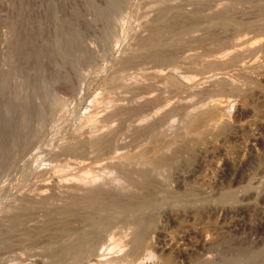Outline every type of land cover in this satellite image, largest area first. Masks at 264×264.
<instances>
[{
    "label": "rangeland",
    "instance_id": "1",
    "mask_svg": "<svg viewBox=\"0 0 264 264\" xmlns=\"http://www.w3.org/2000/svg\"><path fill=\"white\" fill-rule=\"evenodd\" d=\"M199 1L200 0H161L160 2L157 0H0V137L3 134V137L0 139H10V136H12L11 139L19 138L21 143H24V140L27 139L29 144L26 150L27 153H24L23 157L20 155L16 157L15 162L13 161L10 165L7 164L9 160H5V157L3 158L7 162H5L3 158L0 159V219L2 218L1 221H3L4 218L5 221L3 224L2 222L0 223V264H49L51 261L53 262L52 264H66L57 259L52 260L48 252L49 249H47L50 246H56L58 248L63 245L64 242L70 240V236L67 233L65 234L68 238L65 239L66 236L64 237V232L61 233L59 229V223L56 219H53V215L49 213V211L52 213L58 211L61 205L64 204V201L68 200V198H66L68 193L66 191L64 192V188L61 184H64V182L72 178L74 176L73 174L77 172L75 166L73 164L69 166L71 163H68L73 161L72 158H74V156L71 157V154L61 152L64 153L62 156L58 152L59 145L64 140H67V138H70L75 133L85 136L87 134L86 131L92 130V125L98 127L101 124L99 123V121H102L101 119H103L104 122L109 118L110 120H108V122H102L105 131L98 129L97 132H100V134H102V132H107L108 128H114L116 124L120 127L126 125L120 128L125 131L119 130L120 133L118 132L119 134L116 136L115 143L124 144L123 146L126 147L124 152H134L138 150L134 145L138 140L134 138V128L131 129L129 126L130 124H135L138 129H145L148 125L150 126L158 123V129L164 131L166 136L168 135L167 137H171L178 134L181 130L182 112L192 111L194 106L196 108V106L198 107L201 103V106L205 105L202 108H206V104L203 105V103H212L217 99L227 101V103H224V108L221 109L219 113L222 118L227 120L223 127V132L221 130L215 133L213 136L214 138L212 137L210 142L203 146L204 149L202 148V150L204 151L201 150V153L195 152V156L193 154L191 158H187L188 156L186 157L185 153H179V155H184L185 158L182 155V157L179 156L177 153L171 165L167 168L164 166L162 169V176H165L169 171L166 174V176L169 175L167 176L168 186L162 190L166 192V196L168 194L167 198L164 192H158L160 193L158 194L159 198L164 197L163 205L161 202V204L158 203V205H156L158 208L155 206L156 209H144L146 213L142 211L143 214L146 215L147 213L152 214V212L155 211L154 214H152V218L155 219L154 227L152 231H150L151 234H148L154 235L153 238L149 236L151 237V246L148 248L154 253V256L149 258L147 255V251L149 250L146 248H141L134 254L128 253L129 243L127 240L131 229L130 227H132L133 224L131 226L128 225L129 223L131 224L130 220L118 215L117 217H113L110 221L108 220L109 222L106 221V223H101L99 226L100 238L96 244V253H99V255L95 256V260L92 259L88 261V264H163L160 257L167 255L172 258L173 264H205V262L206 264H264V224H260V220L264 217V181H262L264 180V131H262V129L264 130V28H262V24H264V0H245V2L243 0H204L207 3L203 1L205 4L202 3L204 4L202 5L200 1L202 6L199 4ZM161 5L169 9V11L167 10L163 15L165 21L161 18L163 14L161 13ZM224 5H232L231 13L237 21L243 24V28L241 27V29L238 30L239 33L233 28H228L225 31L219 28L213 30V28L211 32L215 37L213 36L214 38L211 39V37L206 35L207 30L205 26L213 20L206 16L212 11L213 13L216 12ZM98 10H104V18L98 16ZM189 16H191V18ZM46 18H48L51 23L48 19L46 21ZM41 19H44V21ZM178 20H181L180 23H178ZM191 20L193 21L191 22ZM19 21L22 24H20ZM153 21L156 22V24L162 21V23L169 25L170 29L166 37H169L173 33L172 31H176L179 26L184 25L186 21H190L187 25L185 24L190 30H188V34L180 33V35L177 36L180 37V40L178 39L179 41L174 45L163 50L164 52L162 55L169 58V60L167 59L169 62L167 60L166 62H162L159 59L147 58L143 54L145 51L144 48H140L143 38L150 33L149 30L151 31L154 25ZM115 22L117 24H115ZM181 22H184V24ZM16 23L20 25L19 31L21 30L20 28H22L21 31H23L24 34L20 31L21 35L26 36L27 33L32 34V36H27L33 38V49L36 47L37 49L35 50L40 53L37 64L39 71L36 69L34 70V66L36 67L34 61H24L25 59L21 56H19V58L17 54L13 52V50L16 49L14 43V38L16 37ZM173 23L177 25L174 26ZM191 23L192 26L190 28L188 25H191ZM178 24L181 25L178 26ZM249 24H254L255 26L247 28ZM204 35L206 37H204ZM64 36H66V38ZM62 37L64 40L71 39V42L75 40L74 43L77 46L76 47L73 43L72 46L70 45V47L68 46L66 48L68 59L61 58L55 53L54 42L58 38L61 41ZM240 37H244V39L248 37L244 44V50L247 51V53L243 50L241 52L242 54L237 53V55L236 51H232L224 56L221 65H219L220 62H214V64L208 65V62H212L211 60L214 56L232 50L233 47L231 42ZM50 46H52V48ZM80 46L81 49L79 48ZM150 47L154 48L153 46H148L149 49ZM50 48L52 50H50ZM9 53H11V57ZM46 53L48 54L46 55ZM49 53L51 55H49ZM86 53H89L88 56H86ZM130 53L134 55L129 60L124 61L126 57L130 56ZM233 54H236V56ZM14 55L19 59L15 58ZM229 56H234L235 58L232 57L234 60L232 61ZM86 57H89V59ZM226 62L231 66L228 64L225 65ZM155 70H160L163 78L158 76L157 79L156 75L152 74ZM58 76L61 78H57ZM168 76H174L181 80L183 76H185L186 80L192 81L193 84L191 83L192 86L190 85L191 87L187 89V91L184 89V92H179L180 89L176 91L175 87H173L175 90H171V88H169L170 86L165 84L167 83L165 78H168ZM187 77L189 79H187ZM1 83H4V86L3 84L1 85ZM43 86H45V88ZM166 86H168V88ZM233 87H235L236 90L232 91ZM35 91L40 93L37 94ZM197 91H200V93ZM51 92L52 94L49 95ZM56 93L62 99L65 98L63 99L64 103L68 100L65 104L66 106L64 105V109L67 111L63 109V111H65L64 114H62L63 111L59 112L60 117H58L60 119L56 118L57 116H50L49 118L50 113L53 111L54 113L56 112V115L58 114L57 108H47L51 102H49L48 99L51 100L52 95L54 96ZM31 94L33 98L30 96ZM42 95H44V98ZM158 95L160 96L158 97ZM179 95L180 99H178ZM40 96L43 99L46 98V102L43 101ZM27 100L28 102L31 101V103L32 101L37 102H34L35 104L33 103L34 105L32 106L30 102L28 104ZM183 103L186 104L184 105ZM46 104L48 106H46ZM114 104H122L121 106L124 109L126 108L125 111L131 109L130 111L132 114L130 111H126L124 117H119V120H124L119 121L116 118L117 116L114 117V119L111 113L114 110L113 108H115ZM178 104H180L181 108H179ZM189 104L193 107L190 106L187 108ZM10 105H14L15 108L13 109ZM10 107L12 108L11 110ZM36 107L41 108L42 113L40 116H43L41 118L42 120H38L36 114L34 112H32L34 114H31L30 112V110L33 111ZM6 109L8 112H12L11 118L4 116L7 111ZM21 111L22 113H30L31 115H29V124L32 125L29 126V130H31L30 132L28 130L29 133L27 132L25 135H22L20 130L18 131L16 127V118L19 114L21 115ZM108 112H110L109 115ZM53 114L51 113V115ZM105 114H107V118L106 116L104 117ZM110 114L112 115V119ZM222 114L225 117H223ZM32 115H35V117L33 116L34 118H32ZM35 118L36 120H34ZM140 118L142 120L144 119V122ZM116 119L120 125L115 121ZM5 120L7 121L5 122ZM137 120L140 121L138 122ZM91 121H93L94 124H92ZM98 123L99 125H97ZM105 125L106 127L109 126L107 130ZM117 125L116 127H118ZM127 126H129V128ZM39 127H42V130H44L41 131ZM99 128H101V125ZM15 130L20 133H17ZM30 134L32 137L35 135V139L38 138L36 140L34 138L32 139L30 138ZM42 135L43 137H41ZM21 136L28 137L24 139V137ZM33 140L36 143H34ZM30 141L32 143H30ZM4 148L6 149L7 146L2 145L1 149L5 150ZM121 151H123V149ZM16 152L15 154L20 151ZM56 152L58 155L55 154ZM93 154L94 153H88L87 157H92ZM197 154H199V157ZM66 156H68L67 159ZM1 161H4L5 164ZM124 181L125 180L120 179L118 182L115 181L109 186L107 185L108 187H105L110 197L118 193L117 196H122L127 194L126 192L136 190L135 188H128L127 183ZM251 181L254 188L250 190L253 191L247 189V185H249ZM42 184L48 187H43L39 190L38 188L41 187ZM254 184L256 186H254ZM259 184H262V186ZM242 186H245L248 192H245L244 190L246 189L245 187L242 188ZM120 188L122 190H120ZM63 193L65 195H63ZM116 195L114 197H117ZM184 197L187 202L186 200L184 202ZM24 201L26 203L35 202L28 206L30 209L28 207L25 209L23 208L25 206ZM22 203L24 206H22ZM239 207L244 208L243 213H240L238 210ZM4 209L5 211L8 209L10 211H8L9 214L5 212ZM12 213H14V215ZM11 216L17 219L19 218L20 221L23 222L14 226L13 223H11L13 219ZM51 218L52 220H50ZM76 220L72 222V230H74L73 227H76L75 229L76 231L79 229V233H81L82 230L83 232L88 231L86 229H88L89 226H86L85 222L77 218ZM127 220L129 221L127 222ZM30 227L32 230L34 228V230L32 231ZM101 227L104 228L102 229ZM128 228L130 229L128 230ZM27 229H30L29 232L33 234L32 237L30 236L32 234H27ZM105 232L106 234H104ZM103 236L106 238L104 237V239L102 238L101 240ZM99 243L101 244L99 245ZM48 244H50V246H48ZM158 245L164 247L161 248ZM152 246L155 247L153 248ZM157 246L159 248H157ZM56 247L55 249H57ZM52 249L54 248H50V250ZM158 249L162 251H158ZM177 250L179 252L184 250L183 254L185 256L180 255ZM43 251H47V255ZM76 260L80 261L78 258ZM76 260L71 262L74 264H87V261L84 263V260L80 262H76ZM46 261H49V263Z\"/></svg>",
    "mask_w": 264,
    "mask_h": 264
},
{
    "label": "bare ground",
    "instance_id": "2",
    "mask_svg": "<svg viewBox=\"0 0 264 264\" xmlns=\"http://www.w3.org/2000/svg\"><path fill=\"white\" fill-rule=\"evenodd\" d=\"M71 1V0H70ZM75 1V0H74ZM157 1H161V0H157ZM201 1V4L204 3L205 1L204 0H200ZM200 1H199V4H200ZM204 1V2H203ZM208 1V0H206ZM213 1V0H212ZM245 2V0H243ZM89 2V1H88ZM111 2V1H110ZM210 2V1H209ZM216 2V1H215ZM240 2V1H239ZM254 2V1H253ZM258 2V1H257ZM264 2V1H263ZM91 3V2H90ZM207 3V2H205ZM204 3V4H205ZM210 3H213V2H210ZM234 3V2H233ZM45 4V3H43ZM65 4V3H64ZM107 4V3H106ZM117 4V3H116ZM162 4V3H161ZM200 4V5H201ZM202 4V5H204ZM256 4V3H255ZM258 4V3H257ZM72 5V4H71ZM201 5V6H202ZM49 6V5H48ZM105 6V5H104ZM109 6V5H107ZM121 6V5H120ZM210 6V5H209ZM232 6V5H231ZM231 6L230 5H224L222 7H220L216 12L213 13L210 12V14L206 17H208L209 19L213 20H209L211 21L209 24H207L206 27V30H207V33L206 35L208 37H211L214 38L215 36L213 35V33L211 31L215 30V28H219L220 30L222 31H225L227 30L228 28H233L235 31H238L239 29H241V27L243 28V24L239 21H237L235 19V17L232 15L231 13ZM257 6V5H256ZM262 6V5H261ZM106 7V6H105ZM92 8V7H91ZM99 8V7H97ZM101 8V7H100ZM107 8V7H106ZM160 8V7H159ZM200 8V7H199ZM48 9V8H47ZM50 9V8H49ZM79 9V8H78ZM108 9V8H107ZM203 9V8H202ZM97 10V9H96ZM106 10V9H105ZM118 10V9H117ZM150 10V9H149ZM161 10L163 13L161 16V18L163 19V15L164 13L167 12V10L169 11V9H167L165 6H162L161 5ZM172 10V9H171ZM199 10V9H197ZM51 11V10H50ZM69 11V10H68ZM104 11V10H103ZM103 11L101 10H98L97 11V14L98 16H102L103 17ZM28 12V11H27ZM46 12V11H45ZM75 12V11H74ZM77 12V11H76ZM75 12V13H76ZM91 12V11H90ZM171 13H174L172 11H170ZM241 12V11H240ZM78 13V12H77ZM191 13V12H190ZM202 13V12H201ZM242 13V12H241ZM51 14V13H50ZM107 14V13H105ZM182 14V13H181ZM264 15V14H263ZM262 15V16H263ZM37 16V15H36ZM50 16V15H48ZM54 16V15H53ZM77 16V15H75ZM105 16V15H104ZM261 16V17H262ZM106 17V16H105ZM191 18V16H189ZM189 17H188V20H189ZM205 17V16H204ZM234 17V18H233ZM104 18V17H103ZM159 18V17H158ZM177 18V17H175ZM187 18V17H185ZM45 19V18H44ZM44 19L42 21H44ZM48 18H46V21H47ZM173 19V18H172ZM193 19V18H192ZM49 20V19H48ZM153 20V19H152ZM164 20V19H163ZM187 20V19H186ZM187 20V21H188ZM37 21V20H36ZM67 21V20H66ZM107 21V20H106ZM117 21V20H116ZM119 21V19H118ZM165 21V20H164ZM163 21V22H164ZM177 21V19H176ZM174 21V22H176ZM179 21V20H178ZM181 21V20H180ZM180 21L178 23H180ZM186 21V25L189 22ZM193 20H191L192 22ZM197 21V20H196ZM30 22V21H29ZM50 22V20H49ZM54 22V21H53ZM144 22V21H143ZM154 22V21H153ZM173 22V21H172ZM185 22V20H184ZM184 22H181L184 24ZM20 23V21H19ZM19 23H16L15 26V30H16V37L14 38L15 39V47L16 49L13 50V52H15V54H17V56H21L23 59H25L24 61H27V60H32L34 61V63H36V67L34 66V70H38V57H40V53L39 51H36L35 49H37L36 47L33 49V38L31 37L32 34L31 33H27V35H31V36H23L21 35L20 31L22 30V28H20L21 30L19 31ZM51 23V22H50ZM69 23V22H67ZM22 24V23H20ZM28 24V23H27ZM80 24V23H79ZM115 24H117L115 22ZM169 24V23H168ZM174 26L177 25L176 23H173ZM182 25V26H179L181 24H178V28L177 30L175 31H172L171 35L169 37H166L169 32V25L167 24H164L162 23H158L156 24V22H154V25L152 26L151 28V31L149 30L150 33H148V35L146 37L143 38L142 40V46L140 48H144V52L143 54L147 57V58H153V59H159L161 60L162 62H166V60L169 58L165 57L164 55H162V53L164 52L163 50H165L166 48L170 47L171 45H174L176 42H178L180 39V37H177L178 35H180V33L184 34H188V30L189 28L186 26V25ZM245 24V23H244ZM38 25V24H37ZM43 25V24H42ZM124 25V24H123ZM264 24H262V28H264L263 26ZM28 26V25H27ZM192 26V23L191 25H188ZM247 26V25H245ZM255 26L254 24H249V26H247V28L249 27H253ZM14 27V26H13ZM33 27V26H32ZM36 27V26H35ZM204 27V28H205ZM37 28V27H36ZM40 28V26H39ZM214 28V29H213ZM18 29V31H17ZM46 29V28H45ZM213 29V30H212ZM48 30V29H47ZM68 30V29H67ZM205 30V29H204ZM233 30V31H234ZM60 31V30H58ZM65 31V30H64ZM63 31V32H64ZM70 31V30H69ZM73 31V30H72ZM113 31V30H112ZM190 31V30H189ZM243 31V30H242ZM22 34L23 31H21ZM25 32V30H24ZM35 32V31H34ZM215 32V31H214ZM218 32V31H217ZM37 33V32H36ZM41 33V32H40ZM73 33V32H72ZM86 33V32H85ZM234 33V32H233ZM237 33V32H236ZM239 33V31H238ZM59 34V33H57ZM70 34V33H69ZM68 34V35H69ZM75 34H76V31H75ZM79 34V33H78ZM77 34V36H78ZM167 34V35H166ZM14 35V36H15ZM36 35V34H35ZM47 35V34H45ZM44 35V36H45ZM218 35V34H217ZM216 35V36H217ZM244 35V34H243ZM60 36V35H59ZM71 36V35H69ZM68 36V37H69ZM74 36V35H73ZM76 35L74 37H77ZM214 36V37H213ZM234 36V35H233ZM236 36V35H235ZM66 38V36H64ZM72 37V36H71ZM70 37V38H71ZM204 37H206L204 35ZM231 37V36H229ZM42 38V37H41ZM133 38V37H132ZM193 38V37H192ZM221 38V37H220ZM254 38V37H253ZM59 39V38H58ZM56 39V41L54 42L55 45H54V48H55V53L57 55H59L61 58H66L68 59V53L66 51V48L70 45L72 46L73 43L75 42H71V39H63L62 37V40L60 41V39L58 40ZM115 39V38H114ZM113 39V40H114ZM179 39V40H178ZM210 39V40H211ZM234 39V38H233ZM231 39V40H233ZM248 39V37L246 38ZM246 39L243 38H236L234 39L231 44H232V47L233 49L230 50L229 52H226V53H222V54H218L216 56H214V58L211 60L212 62H208V65L210 64H214L215 63H219V65H221V61L222 59L224 58V56H226V54H229L231 53L232 51H236V54L237 53H241L243 50H244V44L246 43ZM39 40V38H38ZM42 40V39H41ZM73 40V39H72ZM107 40V39H106ZM193 40V39H192ZM196 40V39H195ZM250 40V39H249ZM35 41V40H34ZM76 41H77V38H76ZM115 41V40H114ZM224 41V40H223ZM71 42V43H70ZM80 42V41H79ZM225 42V41H224ZM228 42V41H227ZM39 43V42H38ZM193 43V42H192ZM36 44V43H35ZM75 44V43H74ZM80 44V43H78ZM184 44V43H183ZM208 44V43H207ZM226 44V42H225ZM42 45V44H41ZM49 45V44H47ZM82 45V44H80ZM249 45V44H248ZM36 46V45H35ZM38 46V45H37ZM46 46V45H45ZM76 46V44H75ZM148 46H153L154 48L150 47V49L148 48ZM216 46V45H215ZM52 48V46H50ZM77 47V46H76ZM43 48V47H42ZM45 48V47H44ZM50 48V50H52ZM53 48V50H54ZM72 48V47H71ZM81 49V46L79 47ZM222 48V47H221ZM49 49V48H48ZM84 49V48H83ZM42 50V49H41ZM69 50V49H68ZM78 50V49H77ZM215 50V49H214ZM46 51V50H45ZM245 51V50H244ZM255 51V50H254ZM38 52V53H37ZM48 52V50H47ZM54 52V51H53ZM86 52V51H85ZM247 53V51H245ZM43 53V52H42ZM258 53V52H257ZM11 53H9L10 55ZM48 53H46L47 55ZM87 54V55H86ZM85 55L88 56L89 53H86ZM236 54L234 56H236ZM242 54V53H241ZM49 55H51L49 53ZM134 54H131L130 53V56L126 57L124 61H127L129 60ZM198 55V54H197ZM238 55V54H237ZM240 55V54H239ZM254 55V53H253ZM15 56V55H14ZM17 56H15V58H18ZM84 56V54H83ZM234 56H232L233 58H235ZM249 56V55H248ZM8 57V56H7ZM11 57V55H10ZM48 57V56H47ZM46 57V58H47ZM79 57V56H78ZM89 57L91 58V56L89 55ZM89 57L87 59H89ZM122 57V56H121ZM231 56H229L230 58ZM231 57L232 61L234 60L233 58ZM20 58V57H19ZM18 58V59H19ZM83 58V57H82ZM123 58V57H122ZM238 58V57H237ZM236 58V59H237ZM241 58V57H240ZM253 58V57H252ZM49 59V58H48ZM47 59V60H48ZM192 59V58H191ZM230 59V61H231ZM40 60V59H39ZM64 60V59H63ZM79 60V59H78ZM167 60V61H168ZM23 61V60H22ZM54 61V60H53ZM77 61V60H76ZM75 61V62H76ZM150 61V60H149ZM208 61V60H207ZM242 61V60H240ZM56 62V61H54ZM68 62V61H67ZM74 62V61H73ZM82 62V61H81ZM159 62V61H158ZM169 62V61H168ZM33 63V62H32ZM59 63V62H58ZM77 63V62H76ZM225 63V62H223ZM229 63V61H228ZM226 62L225 65L228 64ZM231 63V62H230ZM47 64V63H46ZM45 64V65H46ZM56 64V63H55ZM66 64V62H65ZM236 64V63H235ZM80 65V64H79ZM85 65V64H84ZM121 65V63H120ZM209 65V66H210ZM218 65V64H217ZM218 65V66H219ZM230 65V64H228ZM72 66V65H71ZM153 66V65H152ZM217 66V67H218ZM231 66V65H230ZM31 67V66H30ZM40 67V66H39ZM48 67V66H47ZM56 67V66H55ZM166 67V66H164ZM29 68V67H28ZM46 68V67H45ZM93 68V67H92ZM206 68V67H205ZM210 68V67H208ZM40 69V68H39ZM44 69V68H42ZM122 69V68H121ZM191 69V68H190ZM33 70V69H32ZM207 70V69H206ZM39 71V70H38ZM42 71V70H41ZM37 72V71H36ZM75 72V71H74ZM78 72V71H77ZM187 72V71H186ZM120 73V72H119ZM215 73V72H214ZM251 73V72H249ZM38 74V73H37ZM43 74V73H42ZM153 75H156V78L158 79V76H163L162 75V72L160 70H155L153 73ZM173 74V73H172ZM178 74V73H177ZM30 75V74H29ZM47 75V74H46ZM189 75V74H188ZM253 75V74H252ZM39 76V75H38ZM57 76V75H56ZM249 76V75H248ZM37 77V76H36ZM53 77V76H52ZM55 77V76H54ZM167 77V76H166ZM245 77V76H244ZM5 78V77H4ZM57 78H61V77H57ZM163 78V77H162ZM213 78V77H212ZM219 78V77H218ZM251 78V77H250ZM160 79V78H159ZM166 82L165 83L166 85L168 84L171 88V90L173 89V87L176 88V91L177 89H180L179 92H184L183 90L185 89L187 91V89H189L192 85L191 83L193 84L192 81L190 80H186V77L183 76V79H177V77L175 78L174 76H168V78H165ZM187 79H189L187 77ZM220 79V78H219ZM57 80V79H56ZM152 80V79H151ZM163 80V79H162ZM161 80V81H162ZM4 81V80H3ZM1 81V82H3ZM26 81V80H25ZM24 81V82H25ZM31 81V80H30ZM37 81V80H36ZM153 81V80H152ZM158 81V80H157ZM164 81V80H163ZM162 81V82H163ZM255 81V80H254ZM28 82V81H27ZM215 82V81H214ZM221 82V81H219ZM223 82V81H222ZM29 83V82H28ZM27 83V84H28ZM33 83V82H32ZM37 83V82H36ZM199 83V82H198ZM230 83V82H229ZM228 83V84H229ZM238 83V82H237ZM256 83V82H255ZM3 84L4 86V83H1V85ZM53 84V83H52ZM113 84V83H112ZM150 84V83H149ZM216 84V83H215ZM218 84V83H217ZM222 84V83H221ZM44 85V84H43ZM55 85V84H54ZM58 85V84H57ZM191 85V86H190ZM233 85V84H232ZM245 85V84H244ZM253 85V84H252ZM49 86V85H48ZM61 86V84H60ZM150 86V85H149ZM235 86V85H234ZM45 88V86H43ZM168 88V86H166ZM195 87V86H194ZM217 87V86H216ZM222 87V86H221ZM263 87V86H262ZM32 88V87H31ZM198 88V87H197ZM7 89V88H6ZM16 89V88H15ZM157 89H160V88H157ZM182 89V91H181ZM9 90V89H8ZM22 90V89H21ZM56 90V89H54ZM62 90V89H61ZM170 90V89H169ZM175 90V89H173ZM233 90H236L235 87L232 88V91ZM47 91V90H45ZM44 91V93H45ZM157 91V90H156ZM230 91V90H229ZM228 91V92H229ZM23 92V90H22ZM33 92V91H32ZM31 92V93H32ZM38 93V91H35ZM48 92V91H47ZM56 92V91H55ZM121 92V91H120ZM161 92V90H160ZM198 92V91H197ZM43 93V92H42ZM43 93V94H44ZM54 93V92H53ZM175 93V92H174ZM178 93V92H177ZM200 93V91L198 92ZM242 93V92H241ZM4 94V93H3ZM13 94V93H12ZM22 94V93H21ZM30 94V92H29ZM52 92L49 94L51 95ZM124 94V93H123ZM147 94V93H146ZM149 94V93H148ZM161 94V93H159ZM240 94V92H239ZM243 94V93H242ZM34 95V93H33ZM156 95V94H155ZM153 95V96H155ZM178 95V94H177ZM3 96V95H2ZM32 97V94L30 95ZM37 96V95H36ZM43 98H44V95H42ZM47 96V95H46ZM62 96V95H61ZM127 96V95H126ZM143 96V95H142ZM160 95H158L159 97ZM41 97V96H40ZM164 97V96H163ZM33 98V97H32ZM42 98V97H41ZM40 98V99H41ZM43 101L46 102V98L43 99ZM51 98V97H50ZM126 98V97H125ZM144 98V97H143ZM28 99V98H26ZM65 99V98H63ZM59 95H57V93L53 96L52 95V98L51 100L48 99V101L50 102L49 103V106L46 104V106H48L47 108H57L58 110V114L56 115L53 112H51L53 115H49V118L50 116H57L56 118L60 119L59 117V112L63 111L64 109V105L68 102V100H66L67 102L64 103V100H63ZM123 99V98H122ZM121 99V100H122ZM127 99V98H126ZM157 99V98H156ZM155 99V100H156ZM180 99V95H179V98ZM22 100V99H20ZM29 100V99H28ZM27 100V102H28ZM118 100V99H117ZM170 100V99H169ZM183 100V99H181ZM3 101V100H2ZM7 101V100H6ZM148 101V99H147ZM168 101V99H167ZM166 101V102H167ZM185 101V100H184ZM262 101V100H261ZM24 102V100H23ZM26 102V103H27ZM31 103V101H29ZM28 102V104H29ZM37 101H32L31 105L33 106ZM40 102V101H38ZM202 102V101H201ZM4 103V102H3ZM9 103V102H8ZM16 103V102H14ZM34 103V104H33ZM97 103V102H96ZM116 103V102H115ZM224 103H227L226 100H219L217 99L216 101L212 102V103H203L206 104V108H202L204 106H201L199 105L198 107L194 106L193 110L192 111H186L185 113L182 112L183 116L182 117V126H181V130L178 134H175L171 137H167L165 132L164 131H161L158 129V123L157 124H152V125H148L147 128L145 129H138L136 128V125L135 124H130V128L133 129L134 128V138L136 140H138L137 143H135L134 145L137 147L138 150L134 151V152H130V151H127V152H124V149L126 148L125 146H123L124 144H118L117 142L115 143V139H116V136L120 133V131H122L120 128V126H117L115 125L114 128H108L106 127V130L107 132H102V131H105V128H104V124H102L103 122V119H101L102 121L100 122L99 120V123H101V128H99V123L97 125H99L98 127L96 125H92V130L90 131H86L87 134L85 136H83L82 134H79V133H75L74 135H72L70 138H67V140H64L60 145H59V149H58V152L62 155H64V153H61V152H65V153H68V154H71V157L74 156L73 161L71 162H68L71 166L72 164L75 166V168L77 169L76 173L73 174L74 176L72 177L71 174L70 176L72 178H70L68 181L64 182V184L62 183L61 185L63 186L64 188V192L66 191L68 193V196H66V198H68L67 201H64V204L61 205L60 209L58 211H54L53 213L49 211V213H51L53 215V219H56V221L59 223V229L62 232L67 233L70 237V240L67 241V242H64L63 245L59 246L58 248L56 246H50V244H48V246H50L49 248V255L50 257L52 258V260H58V261H61V262H64L66 264H74L72 262H74V260H76L77 258L81 260H84L83 262L85 263V261H87V264H88V261H91L92 259L95 258V256L99 255V253L97 254L96 253V244L98 243V240H99V236H100V225L101 223H106V221H110L113 217H117L118 215H120L122 218H125V219H129L131 224L129 223L128 225H132V227L128 228V230L130 229V232H129V237H128V240L127 242L129 243V247H128V253H136L138 252V250H140L141 248H150L151 246V237L149 236H152V235H148V234H151L150 231H152L153 227H154V220L152 218V214H154L155 211H151V213H147L146 214H143L142 211H145L144 209H148L151 208V210H153V208H155L156 205L161 204L162 202V205H163V198H159V195L160 193L164 192L162 191L163 189H165L167 186H168V181H167V175L166 174L169 172H167L165 174V176H162L163 173H162V169L164 166L169 167V165H171L172 161H174L173 159H175V155L178 153H185L186 157L187 158H191V156L194 154L195 156V152L199 153L203 146L206 145V143L210 142V139L214 136L215 133L217 132H220L222 130L223 132V127L225 126L226 124V119L225 118H222L219 113L221 111V109H223L224 107ZM6 104V103H5ZM25 104V103H24ZM184 104V103H183ZM186 104V103H185ZM184 104V105H185ZM191 104V103H190ZM187 105V108L190 107L191 105ZM15 105V104H14ZM14 105H10L12 106V108L14 109ZM38 105V104H37ZM43 105V104H42ZM115 105V104H114ZM113 105V106H114ZM122 105V104H121ZM121 105H115L113 108V112H111L113 114V118L116 117L118 120H119V117H124V114L126 113V111H130V110H126L121 106ZM143 105V103H142ZM179 105V108L180 107V104ZM21 106V104H20ZM66 106V105H65ZM183 106V105H182ZM193 107V106H191ZM10 107V110L12 109ZM96 108V107H95ZM128 108V107H127ZM8 109H9V106H8ZM25 109V108H24ZM7 110V109H6ZM33 110V109H32ZM50 110V109H49ZM65 110V109H64ZM18 111V110H17ZM16 111V112H17ZM48 111V110H47ZM67 111V110H65ZM62 114H64V112ZM31 114H36V117H38V120H42L40 115H41V108H38L36 107L33 111H31ZM34 112V113H32ZM45 112V111H44ZM49 112V111H48ZM15 113V111H14ZM20 113V112H19ZM29 113V112H28ZM110 112H108V115H109ZM131 113V111H130ZM174 113V112H173ZM16 114V113H15ZM60 114V115H62ZM132 114V113H131ZM12 115V112L8 110L5 112L4 116L6 117H9L11 118L10 116ZM18 115V113H17ZM29 114L27 113H22L21 111V115L19 114L18 117L16 118L17 119V129L18 131L20 130V132L22 133V135H25L27 134L28 130H29V126L31 124H29ZM107 114L104 115V117L106 116ZM31 116V115H30ZM35 115H32V118H34ZM59 116V117H58ZM111 116V119H112V115L110 114ZM217 116H220V117H217ZM223 116V114H222ZM5 117V118H6ZM46 117V116H45ZM63 117V116H62ZM225 117V116H223ZM55 118V119H56ZM101 118V117H100ZM107 118V116H106ZM146 118V117H145ZM8 119V118H6ZM15 119V120H16ZM115 119V118H114ZM117 119L115 120L117 122ZM141 119V118H140ZM149 119V118H148ZM246 119V118H245ZM14 120V122H15ZM36 120V118L34 119ZM45 120V119H44ZM43 120V122H44ZM48 120V119H47ZM108 120H110L109 118L107 119L106 122H108ZM124 119H120L119 121H122ZM142 120V119H141ZM153 120V119H152ZM169 120V119H168ZM7 120H5L6 122ZM105 121L103 123H105ZM138 121V120H137ZM136 121V122H137ZM140 121V120H139ZM138 121V122H139ZM144 122V119L142 120ZM147 121V120H146ZM157 121V120H156ZM42 122V121H41ZM57 122V121H56ZM124 122V121H123ZM8 123V122H7ZM10 123V122H9ZM92 124L93 121H91ZM119 125L120 123L117 122ZM154 123V122H153ZM45 124V122H44ZM53 124V123H52ZM149 124V123H148ZM165 124V123H164ZM171 124V123H170ZM125 125V124H124ZM161 125V124H160ZM32 126V125H31ZM35 126V125H34ZM37 126V125H36ZM39 126V125H38ZM53 126V125H52ZM126 126V125H125ZM123 126V127H125ZM129 126H127L129 128ZM140 126V125H139ZM168 126V125H167ZM171 126V125H170ZM113 127V126H112ZM122 127V128H123ZM263 127V126H262ZM41 128V131L42 130V127H39ZM45 128V127H44ZM178 128V127H177ZM226 128V127H225ZM8 129V128H7ZM98 129H102V134H100V132L98 133ZM126 129V128H124ZM31 130V129H30ZM29 130V132H30ZM38 130V129H37ZM40 130V129H39ZM120 130V131H119ZM165 130V129H164ZM178 130V129H176ZM3 131V130H2ZM16 131V130H15ZM16 131L17 133H20ZM46 131V130H45ZM44 131V132H45ZM125 131V130H123ZM228 131V130H227ZM233 131V130H232ZM262 131H264L262 129ZM28 132V133H29ZM33 132V131H31ZM36 132V131H35ZM38 132V131H37ZM85 132V130H84ZM119 132V133H118ZM221 132V133H222ZM16 133V134H17ZM105 133V134H104ZM2 134V133H1ZM5 134V133H4ZM14 134V135H16ZM32 134H35V133H32ZM37 134V133H36ZM173 134V133H172ZM83 137H82V136ZM35 136V135H34ZM34 136L32 137V135L30 134V138H34ZM132 136V135H131ZM1 137H3V134L1 135ZM0 137V138H1ZM21 137H25L26 136H21ZM28 137V136H27ZM26 137V138H27ZM43 137V135L41 136ZM12 136H10V139H0V159H2L3 157H5V160H9V162L7 163L8 165H10L11 163H13V161L15 162V158L18 157L19 155L23 157V154L24 153H27V148L29 146L28 144V140L27 139H23L24 140V143L20 142L19 138H13L11 139ZM38 138V137H37ZM36 138V139H37ZM214 138V137H213ZM17 141H16V140ZM21 139V138H20ZM29 139V138H28ZM31 139V140H32ZM35 139V138H34ZM35 139V140H36ZM22 140V141H23ZM30 140V139H29ZM134 140V139H133ZM214 140V139H213ZM217 140V139H216ZM3 141H7V142H3ZM39 141V139H38ZM37 141V143H38ZM41 141V139H40ZM62 141V139H61ZM5 144H3V143ZM34 142V140H33ZM42 142V141H41ZM136 142V141H135ZM147 142V143H146ZM7 143V144H6ZM30 143H32L30 141ZM36 143V142H34ZM2 145H6L7 148L5 150L1 149V146ZM34 145V144H33ZM41 145V144H40ZM210 145V144H209ZM38 146H39V143H38ZM50 146V145H49ZM34 148V147H33ZM254 148V147H253ZM35 149V148H34ZM123 149V151H121ZM204 149V148H203ZM206 149V148H205ZM20 151L19 153L16 152ZM126 150V149H125ZM251 150V149H250ZM204 151V150H202ZM15 152L17 154H15ZM88 153H94L92 155V157H87ZM201 153V152H200ZM227 153V152H226ZM250 153V152H249ZM22 154V155H21ZM56 155H58V153L56 152L55 153ZM55 154H52L54 156H56ZM68 154H65V155H68ZM62 155V156H63ZM182 155V154H181ZM179 155V156H181ZM198 157H199V154H197ZM196 155V156H197ZM184 158L185 156L182 155ZM181 156V157H182ZM21 157V158H22ZM68 156H66V159H67ZM70 157V155H69ZM70 157V158H71ZM20 158V160H21ZM49 158V157H48ZM47 159V158H46ZM81 159V160H80ZM195 159V158H194ZM4 160V158H3ZM4 160V161H5ZM19 160V159H18ZM19 160V161H20ZM54 160V159H53ZM56 160V159H55ZM71 160V159H70ZM189 160V159H188ZM187 160V161H188ZM4 161H1V162H4ZM67 161V160H66ZM191 161V160H190ZM7 162V161H5ZM4 162V164H5ZM49 162V161H48ZM189 162V161H188ZM19 164V163H18ZM65 164V163H64ZM67 164V163H66ZM187 164V163H186ZM7 165V166H8ZM68 165V164H67ZM176 165V164H175ZM185 165V164H184ZM51 166V165H50ZM64 166V165H62ZM66 166V165H65ZM9 167V166H8ZM65 168V167H64ZM74 168V169H75ZM171 168V167H170ZM173 168V166H172ZM28 169V167H27ZM173 170V169H172ZM263 170V169H262ZM2 171V170H1ZM5 171V170H4ZM178 171V170H177ZM189 172V171H188ZM42 173V172H41ZM165 173V172H164ZM20 174V173H19ZM238 174V173H237ZM10 175V174H8ZM36 175V174H35ZM39 175V174H37ZM182 175V174H181ZM21 176V175H20ZM42 176V175H41ZM180 176V175H179ZM263 176V175H262ZM257 178V177H256ZM120 179H123L125 180L124 182L127 183V186L128 188L131 187V188H135L136 190L133 191H129V192H126L127 194L125 195H120V196H117L116 194H114V196L116 195L117 197H110L108 192H106V186L112 184L113 182L115 181H119ZM170 179V178H169ZM183 179V177H182ZM261 179V178H260ZM54 180V179H53ZM264 181V180H262ZM178 183V182H177ZM176 183V184H177ZM249 183V182H248ZM52 184V182H51ZM211 184V183H210ZM54 185V184H53ZM123 185V184H121ZM260 186H262V184H259ZM39 186V185H38ZM52 186V185H51ZM107 186V187H108ZM246 186V185H245ZM244 186V187H245ZM248 186V190L249 191H253V190H250L252 188H254L252 186V181L251 183H249ZM254 186H256L254 184ZM43 187H48L46 185H41V187H39L38 189L40 190V188H43ZM241 187V186H240ZM242 186V188H244ZM264 187V186H263ZM127 188V187H126ZM125 188V189H126ZM259 188V187H258ZM54 189V188H53ZM246 189V187H245ZM246 190H244L245 192H248ZM262 189V188H260ZM259 189V191H260ZM29 190V189H28ZM119 190V189H118ZM120 190H122L120 188ZM234 190V189H233ZM124 191V189H123ZM122 191V192H123ZM159 191H161L160 193H158ZM238 191V190H237ZM58 192V191H57ZM170 192V191H169ZM225 192V191H224ZM223 192V193H224ZM243 192V191H242ZM62 193V192H61ZM116 193V191H115ZM166 192H164V195H165ZM168 193V192H167ZM173 193V192H172ZM231 193V192H229ZM253 193V192H252ZM108 194V195H107ZM200 194V193H198ZM248 194V193H246ZM19 195V194H18ZM40 195V193H39ZM43 195V194H42ZM63 195H65L63 193ZM62 195V196H63ZM67 195V194H66ZM113 195V194H112ZM172 195V194H171ZM176 195V194H175ZM264 195V194H263ZM27 196V195H26ZM49 196V195H48ZM47 196V197H48ZM161 196V195H160ZM166 196V195H165ZM168 196V194H167ZM166 196V198H167ZM183 196V195H182ZM28 197V196H27ZM31 197V196H29ZM46 197V198H47ZM162 197V196H161ZM170 197V196H169ZM187 197V196H186ZM236 197V196H234ZM239 197V196H238ZM244 197V196H243ZM49 198V197H48ZM165 198V199H166ZM185 198V197H184ZM183 198V199H184ZM31 199V198H30ZM45 199V198H44ZM54 199V198H53ZM175 199V198H174ZM225 199V198H223ZM259 199V198H258ZM261 199V198H260ZM40 200V199H39ZM43 200V199H42ZM180 200V199H179ZM186 198L184 199V202H185ZM189 200V199H188ZM193 200V199H192ZM210 200V199H209ZM222 200V198H221ZM239 200V199H238ZM242 200V199H241ZM244 200V199H243ZM246 200V199H245ZM27 201V200H26ZM45 201V200H44ZM182 201V199H181ZM205 201V200H204ZM228 201V200H227ZM18 202V201H17ZM35 202V201H34ZM34 202H31L32 204H34ZM50 202V201H49ZM166 202V201H165ZM164 202V203H165ZM175 202V200H174ZM187 202V200H186ZM244 202V201H243ZM25 206L24 204L22 203V206H24L23 208L27 209L26 207L32 205L30 202H25ZM40 203H41V200H40ZM57 203V201H56ZM189 203H190V200H189ZM228 203V202H227ZM13 204V203H12ZM17 204V203H16ZM59 204V203H58ZM167 204V203H166ZM18 205V204H17ZM48 205V204H47ZM60 205V204H59ZM168 205V204H167ZM166 205V206H167ZM186 205V204H185ZM8 206V204H7ZM10 206V204H9ZM21 206V207H22ZM37 206V205H36ZM200 206V205H199ZM246 206V205H245ZM6 207V206H5ZM20 207V206H19ZM32 207V206H31ZM40 207V206H39ZM157 207V206H156ZM161 207V206H160ZM180 207V206H178ZM248 207V206H247ZM3 208V207H2ZM14 208V207H13ZM29 208V207H28ZM44 208V207H43ZM52 208V207H50ZM158 208V207H157ZM163 208V207H161ZM30 209V208H29ZM54 209V208H53ZM156 209V208H155ZM167 209V208H166ZM244 208L242 207H239V211L240 213H243ZM33 210V209H32ZM50 210V209H48ZM161 210V209H159ZM5 211V209H4ZM8 209H6L5 212L8 213ZM14 211V210H12ZM24 211V210H22ZM46 211V210H45ZM202 211V210H201ZM1 212V211H0ZM10 212V211H9ZM31 212V211H30ZM148 212V211H147ZM4 213V212H3ZM17 213V212H16ZM15 213V214H16ZM24 213V212H23ZM28 213V212H27ZM146 213V211L144 212ZM9 214V213H8ZM14 215V213H12ZM11 214V215H12ZM170 214V213H169ZM173 214V213H172ZM17 215V214H16ZM50 215V214H49ZM51 215V216H52ZM8 216V215H7ZM6 216V217H7ZM46 216V215H45ZM190 216V215H189ZM12 217V216H11ZM16 217V216H15ZM47 217V216H46ZM50 217V216H49ZM12 222L14 226H16L18 223L21 224V222L23 221H20V219L18 218H14L12 217ZM48 218V217H47ZM77 219H80L82 220L83 222H85V225L86 226H89L88 231L86 232H82L79 233V229H77L76 231V227L72 230V222L74 220ZM156 218V217H154ZM11 219V218H10ZM45 219V218H44ZM74 219V220H73ZM120 219V218H119ZM123 219V220H125ZM2 218L0 219V223L2 222H5L4 221V218H3V221H1ZM7 220V219H6ZM9 220V219H8ZM52 220V218L50 219ZM73 220V221H71ZM78 220V221H80ZM121 220V219H120ZM127 220V222L129 221ZM27 221V220H26ZM49 221V220H48ZM77 221V220H76ZM97 221H100V222H97ZM108 221V222H109ZM114 221V220H113ZM126 221V220H125ZM49 223V222H48ZM78 223V222H76ZM98 223V224H97ZM123 223V222H122ZM156 223V222H155ZM83 224V223H82ZM258 224V222H257ZM260 224H264V217L262 218V220H260ZM12 225V226H13ZM33 225V224H32ZM57 225V224H56ZM74 225V224H73ZM83 225V226H85ZM106 225V224H105ZM10 226V224H9ZM79 226V225H78ZM103 226V225H102ZM110 226V225H109ZM32 227V226H31ZM30 227V229H31ZM80 227V226H79ZM113 227V226H112ZM15 228V227H14ZM102 228V227H101ZM104 228V227H103ZM102 228V229H103ZM126 228V227H125ZM25 229V228H24ZM30 229L27 232V234H32L30 233ZM101 229V230H102ZM155 229V228H154ZM32 230V229H31ZM34 230V228H33ZM32 230V231H33ZM126 230V229H125ZM156 230V229H155ZM76 231V232H75ZM127 231V230H126ZM29 232V233H28ZM37 232V231H36ZM46 232V231H45ZM78 232V233H77ZM103 232V230H102ZM124 232V231H123ZM154 232V231H153ZM156 232V231H155ZM77 233V234H76ZM111 233V232H110ZM125 233V232H124ZM158 233V232H157ZM2 234V233H1ZM63 234V235H64ZM106 234V232L104 233ZM121 234V233H120ZM35 235V234H34ZM45 235V234H44ZM111 235V234H110ZM115 235V234H114ZM113 235V236H114ZM125 235V234H124ZM128 235V234H127ZM31 237L33 236L30 235ZM29 236V237H30ZM66 236V234L64 235V237ZM154 236V235H153ZM152 236V238H153ZM5 237V236H4ZM3 237V238H4ZM35 237V236H34ZM52 237V236H51ZM62 237V236H61ZM105 236L101 237V240L102 238L104 239ZM115 237V236H114ZM125 237V236H124ZM127 237V236H126ZM149 237V238H148ZM204 237V236H203ZM63 238V237H62ZM68 238L67 236L65 237V239ZM106 238V237H105ZM32 239V238H31ZM35 239V238H34ZM39 239V238H38ZM109 239V238H108ZM18 240V239H17ZM53 240V239H52ZM126 240V239H125ZM204 240V239H203ZM54 241V240H53ZM65 241V240H64ZM36 242V241H35ZM100 242V241H99ZM126 242V243H127ZM153 242V241H152ZM159 242V241H158ZM206 242V241H205ZM50 243V241H49ZM57 243V242H56ZM101 243H99L100 245ZM153 244V243H152ZM161 244V243H160ZM18 245V244H17ZM157 245V244H156ZM47 246V245H46ZM45 246V247H46ZM160 246V245H158ZM157 246V248H159ZM55 247L57 249H55ZM99 247V246H98ZM153 247V246H152ZM155 247V246H154ZM153 247V248H154ZM161 247V246H160ZM164 247V246H162ZM161 247V248H162ZM166 247V246H165ZM50 248H54L52 250H50ZM96 248V249H95ZM152 248V249H153ZM205 248V247H204ZM30 249V248H29ZM46 249V248H45ZM100 249V248H99ZM187 249V248H185ZM44 250V249H43ZM101 250V249H100ZM99 250V251H100ZM149 250V249H148ZM161 250V249H160ZM158 249V251H160ZM42 251V250H41ZM162 251V250H161ZM178 251V250H177ZM45 254L48 253L47 251H43ZM42 252V253H43ZM98 252V251H97ZM103 252V251H102ZM105 252V251H104ZM146 252V251H145ZM40 253V252H39ZM123 253V252H122ZM127 253V254H128ZM161 253V252H160ZM159 253V254H160ZM163 253V252H162ZM178 253L180 255H184V250H182L181 252L178 251ZM186 253V251H185ZM205 254V253H204ZM44 255V254H43ZM47 255V254H46ZM130 255V254H128ZM126 255V256H128ZM138 255V254H137ZM147 255L150 257L154 256V253L151 252L150 250L147 251ZM264 255V254H263ZM160 256V255H159ZM185 256V255H184ZM248 256V255H247ZM137 257V256H135ZM134 257V258H135ZM32 258V257H31ZM97 258V257H96ZM133 258V259H134ZM161 261L163 264H173L172 262V258L169 257L168 255L167 256H161ZM251 258V257H250ZM27 259V258H26ZM25 259V260H26ZM39 259V258H38ZM128 259V258H127ZM136 259V258H135ZM134 259V261H135ZM139 259V258H138ZM253 259V258H252ZM2 260V259H1ZM48 260V259H47ZM95 260V259H94ZM102 260V259H101ZM152 260V259H151ZM207 260V259H206ZM36 261V260H35ZM38 261V260H37ZM41 261V260H40ZM72 261V262H71ZM78 260H76V262H80ZM132 261V260H131ZM44 262V261H43ZM49 263V261H46ZM57 262V261H56ZM71 262V263H70ZM82 262V263H83ZM95 262V261H94ZM100 262V261H99ZM141 262V261H140ZM39 263V262H38ZM45 263V262H44ZM53 262L51 261V263L49 264H52ZM197 263V261H196ZM199 263V262H198ZM204 263V262H203ZM26 264V263H25ZM33 264V263H31ZM63 264V263H62ZM206 264V262H205Z\"/></svg>",
    "mask_w": 264,
    "mask_h": 264
}]
</instances>
